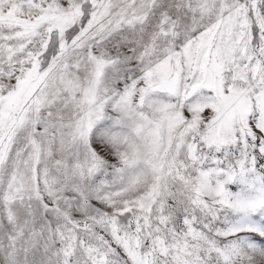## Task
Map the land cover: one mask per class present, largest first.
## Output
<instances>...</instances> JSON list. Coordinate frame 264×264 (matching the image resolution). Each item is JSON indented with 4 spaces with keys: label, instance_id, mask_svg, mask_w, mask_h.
<instances>
[{
    "label": "snow or ice",
    "instance_id": "obj_1",
    "mask_svg": "<svg viewBox=\"0 0 264 264\" xmlns=\"http://www.w3.org/2000/svg\"><path fill=\"white\" fill-rule=\"evenodd\" d=\"M0 264H264V0H0Z\"/></svg>",
    "mask_w": 264,
    "mask_h": 264
}]
</instances>
